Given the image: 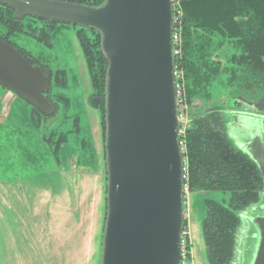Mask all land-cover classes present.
I'll list each match as a JSON object with an SVG mask.
<instances>
[{
    "label": "water",
    "instance_id": "1",
    "mask_svg": "<svg viewBox=\"0 0 264 264\" xmlns=\"http://www.w3.org/2000/svg\"><path fill=\"white\" fill-rule=\"evenodd\" d=\"M0 2L13 8L16 18L32 15L100 33L101 51L107 60L105 90L103 99L95 97L91 103L97 106L104 101L102 160L94 142L91 147L96 153L94 160L99 159L106 172L105 204L103 223L95 235L99 244L97 253H93L96 259L92 263L86 259V263L182 264L186 234L187 254L195 264L191 202L189 226L184 229L183 193L187 186L178 144L180 110L174 85L172 0H103L100 4L69 0ZM50 79L51 71L43 73L0 39V82L48 115L56 109L45 93ZM263 98L253 102L256 110L232 111L229 128L236 123V132H230L229 137L264 175V107L258 106ZM60 116L58 110L46 122V129H52ZM242 136L245 141L239 140ZM62 155L60 164L54 158L43 164L31 163L39 177H50L57 167L67 179L65 165L95 172L89 165L78 163L75 154L70 159L68 153ZM259 201L250 207H259L258 212L240 214L249 223L244 233L243 264H264V191ZM70 211L74 212L75 226L81 228L75 209L70 207ZM8 226L5 224L6 231ZM17 245L26 252L25 244ZM68 257L66 254L62 258L71 261L72 256ZM36 258L28 253L21 261L36 264ZM73 264H79L78 259Z\"/></svg>",
    "mask_w": 264,
    "mask_h": 264
},
{
    "label": "rangeland",
    "instance_id": "2",
    "mask_svg": "<svg viewBox=\"0 0 264 264\" xmlns=\"http://www.w3.org/2000/svg\"><path fill=\"white\" fill-rule=\"evenodd\" d=\"M58 28L60 33L50 47L29 36H23L19 43L33 54L42 52L48 61L52 60L58 67L69 70L71 87L66 92L72 101L73 112H70L72 115H69L71 119L68 124L59 129L55 136L60 131L66 133L67 129L74 128L73 119L79 116L83 128L81 136L94 142L102 160L104 126L99 109L98 112L87 100L92 90L91 82L76 37V28L62 24H58ZM229 76V73H224L210 87L214 100L229 90ZM0 94H3L0 99V264H24L21 258L23 254L28 256V253L39 259L36 264H73L74 259H78L79 264H87L86 259L94 262L96 256L93 257V253H97L99 245L95 235L103 223L102 207L105 204L106 172L102 170L100 160L91 158L87 163L79 161L95 172L65 165L67 179L57 167L52 175L47 174L50 177H39L37 169L33 167L34 162L26 161L27 149L34 151L40 144L46 147L43 132L31 118V106L11 92L0 89ZM11 99L13 103L7 107ZM234 128L229 129L232 135L236 132ZM46 132L49 135V129ZM72 144L79 148L75 141ZM71 155L68 154V159ZM206 196L223 201L229 193L210 191L191 195L195 264H209L202 228L205 213L203 198ZM70 207L76 211L74 216H79L81 228L75 226L72 219L74 212L72 214ZM5 224L10 225L7 231ZM245 232L246 228L239 235L235 264L245 261ZM20 242L25 244L26 252L19 245L16 246ZM11 244L12 248L9 247ZM66 254L72 256L71 261L65 262L62 258Z\"/></svg>",
    "mask_w": 264,
    "mask_h": 264
},
{
    "label": "trees",
    "instance_id": "3",
    "mask_svg": "<svg viewBox=\"0 0 264 264\" xmlns=\"http://www.w3.org/2000/svg\"><path fill=\"white\" fill-rule=\"evenodd\" d=\"M69 1L90 4L102 2ZM183 7V63L189 101L199 95L202 98L211 96L210 86L213 80L223 69H227L223 66V59L228 55L225 49L240 50V53H233L228 57V61L236 62L240 67L257 74L261 57L264 56V0H184ZM12 12L13 9L7 8L6 16L1 18L16 24ZM0 13L4 14V11ZM77 37L92 83L97 93L104 96L107 60L100 49V33L80 27ZM102 108V122L105 123L104 105ZM221 122L203 118L194 122L187 133L191 194L215 190L231 193L227 203L211 196L203 198L205 213L202 228L209 264L231 263L239 219L238 209L259 199L256 183L260 180L258 170L242 152L231 147V139L219 128ZM39 129L44 134V123ZM81 129L83 128L80 131ZM52 130L53 135L49 137L51 142L43 135L46 147L40 144L34 151L27 149V160L43 164L54 158L59 163L58 147L60 143L66 144L67 138L63 131L55 136L58 130ZM75 135L78 137L80 134ZM84 143L82 146L79 142L82 154L79 157L81 156L82 163H87L88 159H94L95 151L90 141Z\"/></svg>",
    "mask_w": 264,
    "mask_h": 264
},
{
    "label": "flooded vegetation",
    "instance_id": "4",
    "mask_svg": "<svg viewBox=\"0 0 264 264\" xmlns=\"http://www.w3.org/2000/svg\"><path fill=\"white\" fill-rule=\"evenodd\" d=\"M93 1V0H91ZM103 1V0H99ZM183 1L184 0H178L176 3V9L174 11L173 5V29L176 31L177 34V40L174 42V46L172 49L176 50L174 52L173 50V58H174V85H175V93H177L176 84L178 85L179 94H176V97L178 99L179 103V110H180V123L178 128V144L180 147V150L183 154V176L186 184V188L183 193V207H184V229L188 228L189 226V219H190V202H191V191L189 189V166H188V156H187V133L190 128H192V125L194 122L200 121L203 118L211 119H217L221 122V126L219 127L223 133H225L226 137L230 140L229 133L231 127L229 128V116L232 113V111L238 109V108H247L250 110H256L253 102L257 101L260 97H264V56L261 57L260 63H259V71L257 74H254L252 72L247 71L243 67H240L238 63H234L232 61H228V57H230L233 53H240V50L238 49H225L228 51V55L226 58L223 59V66H225L227 69H223L221 71L220 75L216 77L211 86L213 85L214 81L217 80L219 77H222L224 73H229V82H228V88L229 90L222 96L217 99H213V93H211V96L209 98H202L200 95L197 96L192 101H189L188 97V90H187V78H186V72H185V66L183 63L184 60V40H183V31H184V23H185V10L183 7ZM76 2V1H74ZM82 3V2H79ZM90 4V3H87ZM7 8H11L6 4H3L0 2V11H4V14L0 13V39L9 44L10 46L17 49V51L33 66H39L41 71L43 73H46L47 71H51V79H50V86L48 91H46V95L48 98L55 103L56 109L53 114L48 115L44 111H42L39 107L31 103L28 99L24 98L22 95L18 94L17 92L13 91L12 89L8 88L6 85L0 82V89H2L4 92H11L12 94H15L25 100L30 106H31V118L36 123V125L39 127L43 123L46 124L49 118L54 117L58 110L61 111L60 119L55 122L58 123L57 125L54 124L52 129L59 130L64 125H67L69 120L71 119L72 111V101L69 97V94L66 92L67 89L71 87L70 85V76H69V70L67 68H60L58 67L52 60L48 61L45 57V55L42 52H39L38 55L33 54L31 50H29L27 47L22 46L19 43V40L24 38L23 36H29L34 39H37L39 42L43 43L45 46H52L53 40L58 36L60 33V29L58 28V24L62 25H72L74 28H76V37H77V31L80 29V25H73L66 22L54 20V21H48L39 17H35L32 15H25L21 18H16L14 16V9L12 12V17L16 22H8L5 18H1L2 16H6ZM174 12H176L174 14ZM89 28V27H84ZM92 29V28H89ZM95 30V29H94ZM96 31V30H95ZM90 31H88L89 33ZM91 33V32H90ZM78 39V37H77ZM79 42V41H78ZM80 46V45H79ZM101 49V47H100ZM81 50V47H80ZM82 53V50H81ZM83 55V53H82ZM84 57V55H83ZM85 59V58H84ZM86 64V61H85ZM87 68V65H86ZM87 73L90 78L91 82V92L89 93L87 100L91 103V100L95 97H101L103 99L104 96L97 93L96 88L94 87L92 83V79L90 77L89 71L87 69ZM106 75V72H105ZM210 86V87H211ZM4 94V93H3ZM0 94V99L2 98V95ZM13 103V100L11 99L10 103H7L6 106H10ZM104 105V101H102L99 105L93 107L97 110L99 109V114L101 118V123L104 126L105 123L102 122V107ZM1 106V102H0ZM258 106L264 107V98L262 101L258 103ZM212 113V114H211ZM211 114V115H210ZM70 115V116H69ZM74 120V128L67 129L66 130V138L65 141L66 144L60 143L58 149L60 150L58 155V162L61 163V152L65 154V152L68 154H72L71 157L74 155V152L76 150L75 155L78 158V163L80 161L79 155H82L80 152V147L77 148L72 144L73 141L77 145H79V142L83 146L87 141V139L83 138L81 129V118L79 116H76ZM234 123V122H233ZM105 127V126H104ZM49 130V135H47L46 132V126L44 127V136L49 139L50 136L53 135V130ZM64 133V132H63ZM75 133L80 134L78 137H75ZM53 138V137H52ZM240 141H245V138L243 136L239 138ZM49 142H51V138L49 139ZM231 147L235 151L242 152L246 159L253 162L255 164V167L258 170V174L260 177V180H257V191L259 199L262 196V193L264 191V175L260 171L259 166L257 163H255L251 157L247 154L238 149L230 140ZM54 146V145H53ZM63 150V151H62ZM65 151V152H64ZM80 152V153H79ZM215 191H221V190H215ZM224 193H229L228 198H224V202H229V199L231 197V193L228 191H222ZM259 199H255L245 205L244 207H240L238 209V225L236 229V236H235V248H234V255L231 260L230 264L236 263V257H237V248L239 244V235L243 234L242 230L244 228H247L249 226V223L247 219H242L240 214L246 213V212H252L256 213L259 210V207L256 209L250 207L254 205L255 203L259 201ZM218 200V199H217ZM221 202V200H218ZM260 202V201H259ZM186 243L189 242V236L185 234ZM188 250V247H187ZM186 264H191L192 259L189 258V256H186Z\"/></svg>",
    "mask_w": 264,
    "mask_h": 264
},
{
    "label": "built area",
    "instance_id": "5",
    "mask_svg": "<svg viewBox=\"0 0 264 264\" xmlns=\"http://www.w3.org/2000/svg\"><path fill=\"white\" fill-rule=\"evenodd\" d=\"M177 1L178 0H172V5H173V8H174V11H175V9H176V3H177ZM176 12H174V14H175ZM172 34H173V46H174V42L177 40V34H176V31L173 29V32H172ZM174 50V49H173ZM174 52H176V50H174ZM176 89H177V93L176 94H179V89H178V85L176 84ZM185 247V250L184 251H182V264H186V261H185V259H186V256H188V254H187V246H186V239H185V243L184 244H182V247Z\"/></svg>",
    "mask_w": 264,
    "mask_h": 264
}]
</instances>
